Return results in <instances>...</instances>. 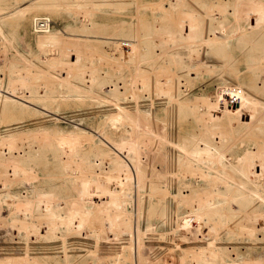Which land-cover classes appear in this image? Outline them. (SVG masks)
<instances>
[{"label":"bare ground","instance_id":"6f19581e","mask_svg":"<svg viewBox=\"0 0 264 264\" xmlns=\"http://www.w3.org/2000/svg\"><path fill=\"white\" fill-rule=\"evenodd\" d=\"M2 1V34L3 21L37 9L76 11L87 16L88 23L79 29L52 28L51 18L37 15L33 22L42 52L39 58L46 56V63L66 70L64 75L35 71L37 64L24 60L12 63L8 82L0 78V221H6L1 212L7 202L11 212L5 224L35 240L65 241L87 230L99 239L111 232L120 240L119 246L105 261L93 256L91 264H163V259L144 250L143 242L147 231L159 227L179 233L175 234L178 241H173L181 247V251L175 247L180 264H264V0L215 2L207 12L189 6L188 0L166 5L167 11L156 14L151 36L167 58L153 72L142 67V33L132 38L114 36L112 30L96 35L101 34L99 22L91 19L96 0H38L36 5L27 0ZM236 42L245 44L239 55L247 60L246 69L232 66L234 53H223L219 62H213L217 67L207 69L202 68L211 62L208 53L186 66H179L169 53L182 44L205 52L215 44L222 50ZM68 49L77 59H70L71 52L63 53ZM112 51L121 53L116 59L121 67L126 65L124 52L130 54L134 75L111 76L98 69L96 62H106L105 54ZM44 77L50 83L36 85ZM56 80L67 90L112 99L119 97L113 89L104 95L101 89L123 80L135 99L142 93L158 96L164 119H158L157 130L147 131L140 116L149 117L150 111L136 106L133 112L118 105L98 125L78 124L72 131L45 137L38 150L32 145L28 150L22 142L24 133L2 132V124L6 117L20 113L64 118L53 107L66 98L55 87ZM145 136L156 140L155 147L152 141L147 145L161 156V169L154 174L164 180L150 186L143 167ZM86 143L88 148L83 149ZM43 146L54 149L62 175L74 176L70 183L83 188L78 196L65 199L54 189L39 188L42 180L52 179L49 173H39L52 165L42 158ZM99 169L102 181H96ZM146 185L149 189L144 190ZM144 215L145 230L140 224ZM155 217L158 224L152 222ZM73 258L65 250L44 264H70ZM24 261L36 264L32 258ZM14 262L0 257V264Z\"/></svg>","mask_w":264,"mask_h":264},{"label":"rangeland","instance_id":"374dc122","mask_svg":"<svg viewBox=\"0 0 264 264\" xmlns=\"http://www.w3.org/2000/svg\"><path fill=\"white\" fill-rule=\"evenodd\" d=\"M27 1H32L31 3H33L34 5H36L38 2V0ZM96 1L97 7L93 8L94 11L92 10L93 14L91 17L93 22H99L100 25L99 33L101 34L96 35H102L103 33L112 30L113 34L115 33L114 36H118L119 34L122 38H132L140 32L144 36V38L141 39L143 46V51L141 55L142 67L153 72L165 62L167 57L161 51V49L153 42V38L151 35L155 31L156 28L154 29V26L155 24H157L158 21L156 14H160L162 12L167 11L166 5H171L172 2L175 0ZM225 1L226 0H188L187 4L189 6L195 4V6L199 8V10H201L202 12H207L209 11L210 6H214L215 2L218 3ZM3 2L5 4V0H3L1 3ZM25 2L26 1H23L19 5H22ZM229 6L232 9L234 8L233 4L229 3ZM235 7H238V9L236 8V10H240L238 5H235ZM75 12L73 11L71 13L63 10L43 11L37 9L27 12L24 17L15 16L12 19L3 21V34L0 33V78L4 82H8L9 71L11 70L12 63L18 64L20 62H23L24 60H29L37 64V66L33 67L35 71L44 69L48 72H51L52 74H55L56 76L64 75V71L66 70L62 68H55L51 64L46 63V59L44 58L46 56L39 58L40 56H42V52L36 42L37 33L35 32L33 20L35 17L37 18V15L38 17H49L51 18L52 28H65L66 26L73 25L78 26V28L76 29H79L80 26L88 23L87 16H85L84 14L80 15L78 12ZM174 17L175 15L171 18L175 21L176 18ZM83 21L85 22L83 23ZM6 36L8 40L5 39ZM218 41L222 42L223 40L220 39ZM62 45L64 46V44L60 45V51L63 49ZM218 45L220 44H215L213 47L210 46L208 48L210 49L209 51L207 49V51L205 50V52L204 50H200V52H198L190 49L187 44H182L172 49L169 53L171 54V57H173L178 62L179 66H186L187 64L194 62L196 63L200 61L204 53H208V60L211 62L202 69H207L208 67H215L216 64L214 65V63L219 62L223 53H234L236 55V58L230 61V63H232V66L240 67L242 69H246L248 67L247 60L244 58V56L239 55L242 53V48L245 44L236 42L233 47H226L222 50L216 48V46ZM262 45H264V42L262 43ZM50 50H52V48H50ZM68 52H71V60L77 59V56L73 54L72 50L68 49V51H63L64 54L69 55ZM120 54L121 53L116 51L106 53L105 55H108L107 57H109V59L105 60L106 62L102 63L96 62L98 69L100 71H109V74L111 76H117V74L115 73H118V75L123 74L125 76L134 75L136 67L134 61L131 59L130 54L128 52H124L123 61L126 63V65L123 67H121L120 64L117 62V60L119 59L118 57L121 56ZM193 54L197 56H194ZM50 57L51 56L47 58ZM80 60H82V58H80ZM87 62H84V64ZM50 75L51 74H49V76ZM46 80L47 79H45L44 77V79L38 81L39 83L37 82L36 85L40 86L41 84V86H43L45 82V84L50 83ZM121 82L122 83L111 85L113 88H111V86L109 85L104 86L105 88L101 89L100 92L103 95L105 94L106 90L113 89L112 91H114L115 94L119 96L117 97L119 99H112L110 97L96 98L94 94L84 91L77 92L74 90H67L56 80L54 82L55 87L60 91L63 96H66V98L62 99L57 103H54L53 107L57 110L56 113L64 118L58 119L55 115L52 114L33 115L20 113V115L16 118L6 117L5 120L7 122L2 124L4 126L1 127V130L2 132H5L8 129H12L24 133V139L22 142L25 144L28 150L31 145L32 147H34V149L38 150L41 145H44L43 140L45 139V137H53L62 132L72 131L78 124H81L79 127H86L89 124L98 125L103 120H105V118L110 112L118 109V105H121L133 112L136 111V106L150 111L151 115L149 117L148 114H143L144 116L142 117L140 116L142 124L144 125V127H146L147 131L153 127V129L157 130L159 123L158 119L163 120L165 114L164 110H160L159 97L148 93H142L138 99H135L130 91V87L126 85L123 80H121ZM40 90H42V88H40ZM252 114H255V112H253ZM249 119L250 118H247L245 116V120ZM144 138H142V142L146 149H144V153H142V157L144 158L143 161H145L143 167L146 169L147 174H149V186L151 182L159 184L164 180H161L158 175L154 174V172L155 169L156 171H160L161 169V156L158 154L155 148L152 150V152L149 151L150 147L147 145L148 142L152 141V147H155L156 140L155 138L153 140H150V138L146 136ZM86 148H88L87 143L85 144L83 149ZM41 150V153L43 155L42 158H48L51 161L52 165L49 168L39 170V173L41 174V176H43L44 173H49L52 175V179L42 180L39 184V188L51 190L54 189L59 193L61 197L65 199H71L78 196L79 191L83 188H76L70 183V178L74 176L62 175L58 163L54 159V149L43 146ZM103 179L104 175L101 173V169H99V171L97 172L96 181H102ZM147 188L148 185H146V188H144V190H147ZM147 195L148 193L144 192V204H146L147 202ZM94 198V196L91 197V199ZM95 200L99 201V198H95ZM3 206L4 208L1 214L3 219L4 217L7 218L6 221L5 219L0 221V257L14 258V264H26L24 263V259L26 258L35 259L36 264H44L48 257L62 256L65 253V250L68 251L69 254L73 255L74 257L73 260L70 261V264H91L93 262V256L101 258V261H105L108 256H112V253H114L116 247H118L120 243V240H118L117 238L115 239V236L112 235L111 232H105L107 233H104V235L106 236L101 235V237L103 238L97 239L89 230L86 231L85 235L68 236L66 237L65 241L62 238L55 240H35L34 236L28 237L25 232L19 234L18 230L13 229L9 226V223L5 224L7 220L8 222L10 221L11 206L7 204V202H5ZM144 216L142 217L140 224L141 227L145 230V227H147V217L146 215ZM158 221V217H155L152 220V222L155 224H158ZM154 227H156V225H154ZM170 230L163 227H159L151 232L147 231L143 237V242L145 244L144 250H150L149 252L150 254L152 253V256H156L160 259H163V264H180L179 260L177 261V254L180 253L179 250L181 247L179 245L178 247L176 243V245L174 244V242L176 241L175 239H177L175 236L179 235V233L177 234L174 230H171L172 232ZM189 235L191 234H188V236ZM96 240H98L99 242ZM175 247L177 249L179 248V250L175 249ZM109 262L110 264L113 263H111V261ZM109 262L106 261L107 264ZM28 264H32V262L30 261L28 262Z\"/></svg>","mask_w":264,"mask_h":264},{"label":"built area","instance_id":"2783aa9c","mask_svg":"<svg viewBox=\"0 0 264 264\" xmlns=\"http://www.w3.org/2000/svg\"><path fill=\"white\" fill-rule=\"evenodd\" d=\"M43 26V25H42Z\"/></svg>","mask_w":264,"mask_h":264},{"label":"crops","instance_id":"0c3cea01","mask_svg":"<svg viewBox=\"0 0 264 264\" xmlns=\"http://www.w3.org/2000/svg\"><path fill=\"white\" fill-rule=\"evenodd\" d=\"M24 4V3H23Z\"/></svg>","mask_w":264,"mask_h":264}]
</instances>
